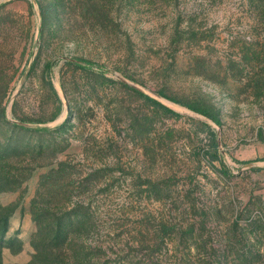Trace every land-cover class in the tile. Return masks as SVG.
I'll return each mask as SVG.
<instances>
[{"label": "rangeland", "instance_id": "rangeland-1", "mask_svg": "<svg viewBox=\"0 0 264 264\" xmlns=\"http://www.w3.org/2000/svg\"><path fill=\"white\" fill-rule=\"evenodd\" d=\"M0 241V264H264V0H0Z\"/></svg>", "mask_w": 264, "mask_h": 264}, {"label": "trees", "instance_id": "trees-1", "mask_svg": "<svg viewBox=\"0 0 264 264\" xmlns=\"http://www.w3.org/2000/svg\"><path fill=\"white\" fill-rule=\"evenodd\" d=\"M68 63L69 64H73L79 68H82L83 70L84 69H90L91 67V62L87 61V60H82V59H78V58H72L70 60H68ZM148 100H150L151 102H153L154 104L156 105H160L156 100L152 99V98H149L148 97ZM211 148V151L213 153V160H220V154H219V149H218V143H217V140L216 138H214L212 140V144L210 146ZM64 225H61V224H58L54 229H52V235H53V243H55V247L58 248L62 245L63 246H69L72 241H73V237L79 233L80 229L82 228L83 226V222L81 220H71L69 224H67V226H64ZM55 227V226H54ZM6 231V229H5ZM50 236V235H49ZM1 242V241H0ZM65 248V249H66ZM71 257L74 259L73 262L74 264H77L78 262V258L76 257V255H71ZM66 260V259H65ZM65 260H62V259H59V263L61 264H67L65 262ZM68 261V260H67ZM69 263H71V261L69 260ZM72 264V263H71Z\"/></svg>", "mask_w": 264, "mask_h": 264}]
</instances>
